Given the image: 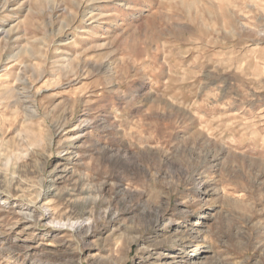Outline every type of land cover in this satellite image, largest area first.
Wrapping results in <instances>:
<instances>
[{
  "label": "rangeland",
  "instance_id": "obj_1",
  "mask_svg": "<svg viewBox=\"0 0 264 264\" xmlns=\"http://www.w3.org/2000/svg\"><path fill=\"white\" fill-rule=\"evenodd\" d=\"M0 264H264V0H0Z\"/></svg>",
  "mask_w": 264,
  "mask_h": 264
},
{
  "label": "bare ground",
  "instance_id": "obj_2",
  "mask_svg": "<svg viewBox=\"0 0 264 264\" xmlns=\"http://www.w3.org/2000/svg\"><path fill=\"white\" fill-rule=\"evenodd\" d=\"M8 33V32H7ZM197 224H199V223H197ZM193 238V237H192Z\"/></svg>",
  "mask_w": 264,
  "mask_h": 264
}]
</instances>
